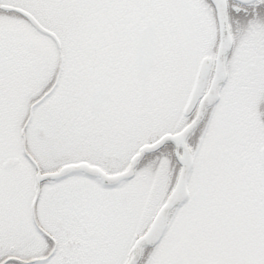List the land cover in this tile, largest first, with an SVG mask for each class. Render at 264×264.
<instances>
[{
    "label": "rangeland",
    "instance_id": "1",
    "mask_svg": "<svg viewBox=\"0 0 264 264\" xmlns=\"http://www.w3.org/2000/svg\"><path fill=\"white\" fill-rule=\"evenodd\" d=\"M1 4H14L20 8L30 10L48 27L61 29L60 34L65 39L76 37V35L84 36L89 33L88 28H84L81 34L73 32L71 22L67 19L73 18V10L68 13L66 9H63L66 8L68 0H0ZM149 13L145 9L141 10V19L130 22L132 28L138 30L148 20ZM9 18L12 19L13 17L10 16ZM83 18L85 17L83 16ZM1 21L4 22V26L1 25ZM7 21L8 19L4 13L0 12V34L8 29L10 23L8 24L9 21ZM133 29L127 34V38L133 36L132 41L136 35V30ZM209 29L211 30L210 27ZM8 30L12 34H21L15 32L12 27ZM159 30H161L167 44L166 48L169 51L167 56L173 53L177 54L178 49L176 46L174 52L172 50L174 47L172 38L174 37H168L161 27ZM209 32L214 34V29ZM27 34L32 35L30 31ZM130 41L128 46H130ZM176 41L184 44L185 40L179 37ZM69 44L73 46L74 42ZM11 52L14 53L11 83L13 98L10 106L14 111L12 120L16 122L22 109L20 106L17 107L19 104L17 100L20 95L25 93L26 89L35 92L34 85L42 81L44 75L51 72L53 63L49 51L45 49L41 42L34 43L30 41L26 43L25 40L17 37L12 43ZM242 55L244 56L242 58L245 59L255 55V53L246 51ZM70 56V52L69 55L66 53L67 63L71 61ZM9 65L7 63L0 66V73H2L3 66L8 68ZM132 65V56L125 57L123 72L119 77V83L114 89L115 93L112 94L106 106V113H102L96 118L82 114L78 100H68V95L71 93L68 90L64 91L60 101L53 102L46 107L45 115L37 113V111L34 112L29 130L34 135L33 139L36 147L41 150L40 157L44 160L45 168L54 167L67 161L88 159L92 162H99L109 170H120L129 163L130 157L141 145L157 140L163 134L183 128L186 125L187 120L181 117L187 94V88L185 90L186 82L183 83L185 75H181L179 70L175 68V62L172 58L163 57L159 60L157 67L149 73L142 102L140 99V81L137 78L135 67H132ZM5 68L3 72H5ZM261 68L260 65L253 72L258 73ZM47 69L49 71H46ZM172 70L175 71L171 73ZM239 70L238 66V76ZM94 79L99 84L98 86L106 81V77L100 79L95 76ZM259 79L264 80V76L261 75ZM244 81L240 79L238 83L239 88L232 109L229 110L227 105L224 106V111L220 117V124L223 125V129L220 130V133L214 135L212 128H210L209 136L211 137L206 142L200 139L202 136L200 133L198 139L197 137L193 139V141H198L193 144L194 149H198L197 165L204 163L203 158H206L208 159L207 171H213L219 167L215 178L211 173L203 177V170L199 168L193 179H191V183L196 186L195 189L202 202H205L210 195H214V184L216 183L212 182L221 180L226 172L230 174L231 180V174L236 167L235 163L245 166L247 170L252 169L251 163L245 162L242 158L236 159L235 153L237 151L232 156L233 165L230 164V167H225V159H230V155H224V152L230 150L231 147L234 149L237 145L236 141L245 144L250 142L246 118L249 114L246 111L249 110V105H255L248 98L250 95L243 97L244 93L239 91V89L244 90L246 88L243 85ZM248 84L253 85L254 88L250 89L254 90L257 96H263V90L259 89L261 82L258 79L254 78ZM5 89L4 87L3 92ZM7 95L9 97V91ZM245 95L247 94L245 93ZM75 96L77 99L79 98L78 91ZM233 98L230 97V99ZM120 99L123 103L121 105H125L124 111H120ZM242 99L243 103L240 102ZM68 108L69 110H67ZM231 116L237 121V135L229 128ZM43 126H46L48 131L43 138L44 140H39L37 131ZM38 149L36 150L38 151ZM200 154L203 157L201 159ZM219 160L223 161L217 163ZM205 166L204 164V168ZM23 173L22 168L16 170L14 178L11 179L14 180L13 184L0 179V252L8 248L9 234L12 235L14 243L15 236L8 229L11 222L19 228L22 227V233L25 229L23 212L28 203L26 198L28 186L24 178L26 174L23 175ZM161 173L159 172L155 178L157 182ZM138 177L141 178V174H138ZM203 178L209 179L203 184ZM165 179H161L158 186ZM70 183H64L65 185L56 189L47 188V190L50 189L47 192V196H49L47 203L50 202L51 207H53L54 204L58 203H54V201L63 202V193L69 195L67 200L71 203L64 202L59 205L58 209L56 207L54 211L52 208L51 213L48 215L51 221L54 218L61 226L64 234L60 237L65 242L63 244L67 245L68 249L70 248V255H72L74 249L76 250L77 257L74 264H124L127 260L126 255L129 254L131 245L133 246V234L148 228L150 218L158 206L157 201L160 196L163 199L165 190L163 191L162 187H157L148 196L136 185L141 184L140 181H137L123 189L104 193V196H100L94 192V185L86 186L83 182H77L78 185L89 189L81 195L80 193L75 194L76 189ZM147 184L148 181H145V185ZM231 186L233 185L226 183L227 190L225 192L230 194L229 188H233ZM221 190L219 188L217 195L223 194ZM88 195L90 200L86 198ZM204 204L197 201L194 207L199 209ZM105 205L106 210L103 209ZM69 206L70 208L67 210ZM194 207L188 210L185 209L175 216L177 221L173 223V237H169L156 251L149 253L148 259L145 263L143 261V264H202V262L209 259H216V261L225 264H248L245 260L247 250L243 246V242L249 237L244 233L241 234L235 244H230L228 251H225L227 241L223 247L216 248L213 246L214 241H209L207 234L203 233L201 216L199 213L196 214ZM175 227L178 228L175 229ZM254 232H256L255 229H253ZM260 232H264V223L260 228ZM212 246L217 252L210 250ZM33 250L38 253L42 251V247L36 242ZM157 258L161 261L156 262ZM66 259L60 262L56 261L54 264H73L70 259ZM256 264H264V261L256 262Z\"/></svg>",
    "mask_w": 264,
    "mask_h": 264
},
{
    "label": "water",
    "instance_id": "2",
    "mask_svg": "<svg viewBox=\"0 0 264 264\" xmlns=\"http://www.w3.org/2000/svg\"><path fill=\"white\" fill-rule=\"evenodd\" d=\"M2 9L6 11L13 10V8L5 7V6H3ZM18 12L22 14L23 16H25L27 19H29L31 24L40 33L53 38V40L56 41L57 45H59V42L57 38L55 37V35L43 29L31 15L21 10H18ZM220 12L222 16H224L225 8H223V6L220 8ZM153 38H154L153 31L149 27L144 28L141 31L140 36H139V43L137 45V55L139 57L138 58V68H139V73H140V77L142 80V87H144L146 76H147V71L151 67V64L154 58ZM148 41L151 42L150 47H148L149 46ZM147 48H148V51L145 52ZM101 101L102 100H100L99 102ZM201 121H202V115H199L194 121V123L191 124L181 134L177 136H166L157 144L142 148L140 154L133 158L129 170L126 171L125 173L119 174L117 176H107L106 174H104L97 168H90L89 166L82 164L78 166L65 167L60 172L54 173V174L40 175L39 173L37 176L38 185L41 181H44V180H48V179L61 180V179L68 177L70 174L83 172L90 177L101 178L106 187H115L118 184H120L122 181L133 178L134 169L138 161L146 153H151V152L158 150L166 142H173L176 145V149H177L176 155L178 157L179 162L183 165V168H182L177 186L174 192L172 193L168 203L162 208L156 220L154 221L153 226L151 227L149 232L146 234V236L140 238L135 245L134 254L131 257L128 264H138L142 257L143 248L145 246H154L157 243H159V241L161 240V237L167 226V219H168L169 212L175 206L180 205L183 202H185L188 198V193L186 191V181H187V174L192 166V159H191L190 154L188 153L189 151H187L185 140ZM180 147L183 148V156L181 157L178 154ZM8 162L10 163V165H13L17 163V160H9Z\"/></svg>",
    "mask_w": 264,
    "mask_h": 264
},
{
    "label": "flooded vegetation",
    "instance_id": "3",
    "mask_svg": "<svg viewBox=\"0 0 264 264\" xmlns=\"http://www.w3.org/2000/svg\"><path fill=\"white\" fill-rule=\"evenodd\" d=\"M12 42H13V39H11L9 36H0V48H2L3 46L6 48V50H0V63L3 62L6 64L7 63L10 64L8 68H5V72H3L4 68L2 67V73H0V154H1L0 155V159H1L0 172L7 173L6 175L7 178L10 176V172H12V170L9 172L7 169L2 168L3 160L6 159L2 155H8L12 153V149H13L12 147L13 136L10 133L9 126L7 124L8 119L11 116L10 109L7 104V100H9L7 94L9 91V97L11 98V94H12L11 93V83H12V71H13L12 70V65H13L12 59H13V53H14V52H11ZM3 43H5V45H3ZM9 44L10 46H8ZM4 87L6 89L3 92ZM260 139L261 140L259 141H262V143H264V135ZM254 147H252V151L250 153L251 156L247 157V161H248L247 163H252L254 155L256 158L258 148H254ZM235 154L237 156L236 159H240L243 157L242 154L239 152H236ZM248 159H251V161H249ZM235 166L236 167L234 168L231 174V182H232V185L235 191L242 190L244 189L243 187L245 186L246 187L251 186L253 182L257 181V179L253 177V173L257 172V170H255L253 166L251 169L253 173L250 170H247L245 166L241 164L237 165V163H235ZM4 173H0V176L4 177L3 175ZM26 214L28 213L26 212ZM9 258L13 259L14 257L9 256L6 259H9ZM16 258H19V257H16Z\"/></svg>",
    "mask_w": 264,
    "mask_h": 264
},
{
    "label": "trees",
    "instance_id": "4",
    "mask_svg": "<svg viewBox=\"0 0 264 264\" xmlns=\"http://www.w3.org/2000/svg\"><path fill=\"white\" fill-rule=\"evenodd\" d=\"M78 44H80V43H78ZM64 50H65V48L62 49V51H64ZM159 154H160V153H159ZM154 156H155V155H154ZM161 156L164 157V158H166V160L168 161V163L171 162V161H173V160H172V156L169 154V151H168L167 154H166V153L161 154ZM150 158H151V157H150ZM153 174H155V173H153Z\"/></svg>",
    "mask_w": 264,
    "mask_h": 264
}]
</instances>
